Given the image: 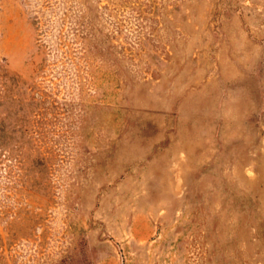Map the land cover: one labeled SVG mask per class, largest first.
I'll list each match as a JSON object with an SVG mask.
<instances>
[{
  "label": "rangeland",
  "instance_id": "obj_1",
  "mask_svg": "<svg viewBox=\"0 0 264 264\" xmlns=\"http://www.w3.org/2000/svg\"><path fill=\"white\" fill-rule=\"evenodd\" d=\"M0 264H264V0H0Z\"/></svg>",
  "mask_w": 264,
  "mask_h": 264
}]
</instances>
